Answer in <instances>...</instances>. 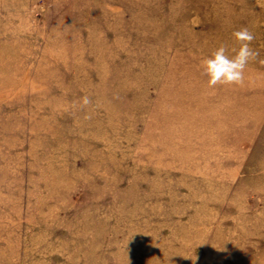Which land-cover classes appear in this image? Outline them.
<instances>
[{"label":"rangeland","instance_id":"obj_1","mask_svg":"<svg viewBox=\"0 0 264 264\" xmlns=\"http://www.w3.org/2000/svg\"><path fill=\"white\" fill-rule=\"evenodd\" d=\"M0 264H264V0H0Z\"/></svg>","mask_w":264,"mask_h":264},{"label":"clouds","instance_id":"obj_2","mask_svg":"<svg viewBox=\"0 0 264 264\" xmlns=\"http://www.w3.org/2000/svg\"><path fill=\"white\" fill-rule=\"evenodd\" d=\"M232 37L239 44L238 48L232 50L234 54L230 55L227 46L220 44L200 62L203 74L210 85L243 84L247 65L257 55L251 47L254 35L247 28L234 31Z\"/></svg>","mask_w":264,"mask_h":264}]
</instances>
